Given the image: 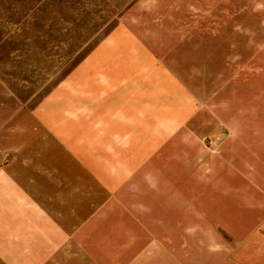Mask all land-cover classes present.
Instances as JSON below:
<instances>
[{
	"label": "rangeland",
	"instance_id": "obj_1",
	"mask_svg": "<svg viewBox=\"0 0 264 264\" xmlns=\"http://www.w3.org/2000/svg\"><path fill=\"white\" fill-rule=\"evenodd\" d=\"M14 264H264V0H0Z\"/></svg>",
	"mask_w": 264,
	"mask_h": 264
},
{
	"label": "crops",
	"instance_id": "obj_2",
	"mask_svg": "<svg viewBox=\"0 0 264 264\" xmlns=\"http://www.w3.org/2000/svg\"><path fill=\"white\" fill-rule=\"evenodd\" d=\"M15 196V173L13 169L7 168L0 171V208L13 209ZM5 222V223H4ZM2 230H0V264H14V210L9 211L6 220L2 219Z\"/></svg>",
	"mask_w": 264,
	"mask_h": 264
}]
</instances>
